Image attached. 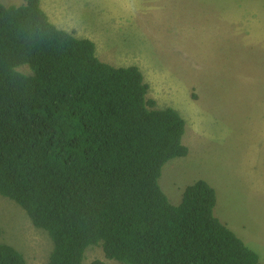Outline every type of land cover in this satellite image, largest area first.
<instances>
[{
  "label": "trees",
  "instance_id": "obj_1",
  "mask_svg": "<svg viewBox=\"0 0 264 264\" xmlns=\"http://www.w3.org/2000/svg\"><path fill=\"white\" fill-rule=\"evenodd\" d=\"M149 90L137 66L103 63L40 0L0 4V195L48 234L47 264H83L95 246L121 264H260L215 217L207 182L178 206L161 190L164 165L188 155L186 122ZM0 264L27 262L0 242Z\"/></svg>",
  "mask_w": 264,
  "mask_h": 264
},
{
  "label": "rangeland",
  "instance_id": "obj_2",
  "mask_svg": "<svg viewBox=\"0 0 264 264\" xmlns=\"http://www.w3.org/2000/svg\"><path fill=\"white\" fill-rule=\"evenodd\" d=\"M25 0H0L20 6ZM50 22L89 39L113 67L137 66L158 109L186 122L188 155L168 161L159 186L178 206L198 180L216 193L215 217L264 264V0H40ZM29 73L28 69H19ZM0 242L27 264H47L53 245L0 195ZM105 258L100 246L83 264Z\"/></svg>",
  "mask_w": 264,
  "mask_h": 264
}]
</instances>
